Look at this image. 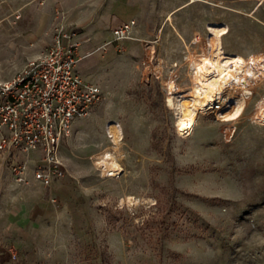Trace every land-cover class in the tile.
I'll return each mask as SVG.
<instances>
[{
  "label": "rangeland",
  "instance_id": "374dc122",
  "mask_svg": "<svg viewBox=\"0 0 264 264\" xmlns=\"http://www.w3.org/2000/svg\"><path fill=\"white\" fill-rule=\"evenodd\" d=\"M67 1L0 0V81L62 26L75 32L76 71L101 90L49 183L33 178L37 152L15 153L29 161L23 182L0 158V264H264V0ZM128 18L132 38L111 41ZM208 24L249 85L237 118L203 111L186 124L166 98L200 82L190 53L211 55ZM108 156L119 173L102 172Z\"/></svg>",
  "mask_w": 264,
  "mask_h": 264
},
{
  "label": "built area",
  "instance_id": "2783aa9c",
  "mask_svg": "<svg viewBox=\"0 0 264 264\" xmlns=\"http://www.w3.org/2000/svg\"><path fill=\"white\" fill-rule=\"evenodd\" d=\"M136 23L128 19L115 25L111 41L131 39ZM73 28L60 26L45 50L14 75L0 81V158L17 181H26L29 161L14 160L15 153L37 152L33 178L47 184L63 168L59 145L69 136L71 124L89 113L100 100L98 85L85 81L75 69ZM142 64L150 63L146 55ZM264 124V116L256 117Z\"/></svg>",
  "mask_w": 264,
  "mask_h": 264
},
{
  "label": "bare ground",
  "instance_id": "6f19581e",
  "mask_svg": "<svg viewBox=\"0 0 264 264\" xmlns=\"http://www.w3.org/2000/svg\"><path fill=\"white\" fill-rule=\"evenodd\" d=\"M208 27L211 37L214 39L211 55L197 60L190 53V59L193 60L195 67V76L200 82L193 86V90L189 94L184 92L183 94L168 95L166 98L168 105L176 106L178 116L184 115L186 124L195 121L198 114L203 111L217 113L226 111L232 119L237 118L241 113L243 100L236 90L247 88L249 85L246 64L244 67L234 66L232 56L222 50L219 25L209 24ZM225 94L231 95L230 100L227 101L229 98H224ZM258 116H264V101L258 105L255 111L254 117ZM109 133L113 141L116 142L121 135V129L113 125ZM99 167L107 175H115L120 170V166L112 156L102 160Z\"/></svg>",
  "mask_w": 264,
  "mask_h": 264
},
{
  "label": "crops",
  "instance_id": "0c3cea01",
  "mask_svg": "<svg viewBox=\"0 0 264 264\" xmlns=\"http://www.w3.org/2000/svg\"><path fill=\"white\" fill-rule=\"evenodd\" d=\"M27 2V1H26ZM62 2H63V4H65V5H68V4H74L73 2H71V3H69L67 0H62ZM192 3V2H194V0H191V1H189V3ZM128 3H129V5H134V6H142V5H150V6H155V5H160V2H158V1H155V0H142V1H140V0H129L128 1ZM188 3V4H189ZM14 5H17V2H14L13 3ZM172 5H177V3H172ZM171 13H172V11H170L169 12V14L171 15ZM168 19H170V16H168L167 17ZM128 19H130V18H128ZM128 19H122L120 22H122V21H125V20H128ZM119 22V23H120ZM209 25V24H208ZM205 35H209L210 37H211V34H210V31H209V27L207 26V33L205 34ZM212 38V37H211ZM261 62H262V60H261ZM238 66V65H237ZM240 66V65H239Z\"/></svg>",
  "mask_w": 264,
  "mask_h": 264
}]
</instances>
